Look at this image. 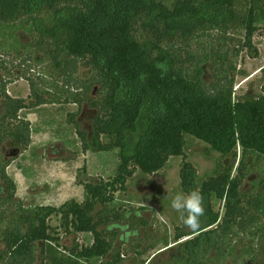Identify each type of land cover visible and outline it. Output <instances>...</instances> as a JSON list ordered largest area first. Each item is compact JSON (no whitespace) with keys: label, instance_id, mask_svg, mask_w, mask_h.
<instances>
[{"label":"trees","instance_id":"obj_1","mask_svg":"<svg viewBox=\"0 0 264 264\" xmlns=\"http://www.w3.org/2000/svg\"><path fill=\"white\" fill-rule=\"evenodd\" d=\"M261 21L264 0H0L2 43L26 49L25 62L38 55L37 62L46 61L67 85V93L59 94L41 87L40 74L23 71L19 76L31 87L28 102L9 95L8 81L0 77V264H35L39 256L41 264L108 258L119 230L129 227L120 222L131 214L111 208L116 194L126 190L137 169L153 174L172 157L184 156L187 136L233 160L199 185L190 164H184V189L200 191L206 211L198 231L178 234L177 242L197 235L179 242L176 264H226L230 257L232 264L242 257L246 264H264V174L255 193L242 189L250 172L248 155L264 157V86L258 96L236 98L231 75L243 48L255 50L253 36ZM16 30L30 40L22 43ZM238 30L244 41L235 43L232 33ZM192 60H197L195 76L187 72ZM207 63L216 74L211 84L203 78ZM80 66L91 72L89 77L79 75ZM95 86L97 96L92 95ZM63 96L65 103L82 109L86 101L97 110L91 131L83 130L72 114L69 122L85 151L118 149L116 175L81 182L82 202L26 205L16 198L17 184L7 172L11 159L3 152L8 148L14 157L31 144L32 125L23 110L59 104ZM103 136L112 141L103 142ZM212 196L224 202L223 214L211 207ZM52 216L60 217L67 233H91L93 243L76 244L69 254L59 255ZM134 216L138 219L139 212ZM121 262L118 251L103 264Z\"/></svg>","mask_w":264,"mask_h":264},{"label":"rangeland","instance_id":"obj_2","mask_svg":"<svg viewBox=\"0 0 264 264\" xmlns=\"http://www.w3.org/2000/svg\"><path fill=\"white\" fill-rule=\"evenodd\" d=\"M259 29L253 36V46L248 50L243 48L235 59L236 70L231 73L234 77V96L242 95L258 96L264 86V21L258 23ZM16 35L22 43L28 42L29 36L22 30H16ZM7 34H9L7 32ZM213 37L217 34L212 32ZM237 41H244V32L238 30L232 33ZM212 37V38H213ZM5 38L6 37L5 34ZM0 37V77L8 81L7 93L13 97L26 98L31 102V87L27 79L19 75L29 70L33 77H43L41 87L58 91L65 95L66 82L59 77L46 61L37 62L39 56L34 54V59L25 62L27 51L18 45V51L13 49V44L3 42ZM219 43L218 40H216ZM234 43H231L233 46ZM28 52V51H27ZM201 50L197 49V53ZM21 53V54H20ZM197 60L187 63V72L195 76ZM203 78L208 84L216 80L212 63L204 65ZM91 72L80 66L79 75L89 77ZM39 77V76H38ZM1 79V78H0ZM77 89V88H72ZM92 95H98V86L92 90ZM65 96L59 104H47L37 108L22 111V116L31 121L32 141L30 146L11 157L8 148L3 155L10 160L7 172L17 184L16 198L26 205H49L60 207L69 201L82 202L86 191L81 182L97 181L102 178L108 180L116 175L119 166L118 149L111 151H93L83 149L74 125L69 122L71 114L81 122L85 131H91L92 121L97 110L91 108L86 101L82 109L77 103H65ZM81 111L79 112V110ZM79 112V114H78ZM76 114V115H75ZM73 117V116H72ZM185 155L172 157L167 166L153 174L143 173L137 169L133 176L127 180L126 190L116 194L115 203L111 205L116 211L130 212L121 225H129L119 230L114 238V249L108 258H95L90 264H103L110 259L112 254L121 253L122 264H176L174 255L177 253L179 242L191 236L178 234L189 233V230L180 220V214L171 208L172 197L179 192L186 193L182 184V169L185 163H189L194 171L193 177L199 185L210 177L218 175L224 167L231 165L232 157L222 156L211 146L193 136H187ZM112 138L103 136V142L108 143ZM242 149L238 150V161ZM250 172L242 189L249 193H255L256 185L264 174V157L257 154L248 155ZM233 174H236V167ZM211 207L215 211L224 212V202L212 196ZM139 212L138 219L134 218ZM159 212V215L156 214ZM200 218V227L202 224ZM54 227V234L60 237L59 255H66L78 244L90 246L94 237L91 233H67L61 226V219L52 216L50 222ZM134 233V234H133ZM247 242V240H245ZM243 244H238L241 250ZM40 250V248L38 247ZM215 256L211 251L209 257ZM35 264H41V256ZM252 257V256H251ZM251 259V258H250ZM103 261V262H102ZM234 258H228L226 264H232ZM247 260L239 258V264H246ZM212 264H217L216 262ZM252 264H262L259 260H253Z\"/></svg>","mask_w":264,"mask_h":264},{"label":"clouds","instance_id":"obj_3","mask_svg":"<svg viewBox=\"0 0 264 264\" xmlns=\"http://www.w3.org/2000/svg\"><path fill=\"white\" fill-rule=\"evenodd\" d=\"M157 67L164 68V65L158 64ZM171 208L180 214V220L189 230L193 232L199 230L200 218L205 215L206 211L204 197L200 191L191 190L188 193H176L172 197ZM156 214L159 215V212Z\"/></svg>","mask_w":264,"mask_h":264}]
</instances>
